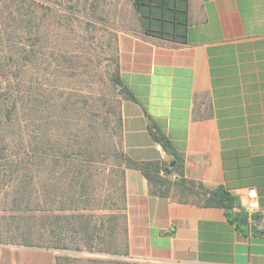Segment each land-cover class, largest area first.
Instances as JSON below:
<instances>
[{"label": "trees", "instance_id": "16d2710c", "mask_svg": "<svg viewBox=\"0 0 264 264\" xmlns=\"http://www.w3.org/2000/svg\"><path fill=\"white\" fill-rule=\"evenodd\" d=\"M107 6L0 0V244L55 250L56 264H146L128 257L125 169L140 171L152 196L223 209L238 232L264 236L224 187L184 178L155 124L148 132L172 164L124 153L121 103L135 98Z\"/></svg>", "mask_w": 264, "mask_h": 264}, {"label": "crops", "instance_id": "0c3cea01", "mask_svg": "<svg viewBox=\"0 0 264 264\" xmlns=\"http://www.w3.org/2000/svg\"><path fill=\"white\" fill-rule=\"evenodd\" d=\"M127 3L134 18L117 32V55L135 100L121 103L124 153L172 164L152 140L151 122L182 159L184 178L224 187L243 209L254 188L263 215L264 0ZM124 183L130 259L264 264V236L238 232L223 209L152 196L135 169H125ZM249 224L261 229L264 219ZM56 254L0 244V264H56Z\"/></svg>", "mask_w": 264, "mask_h": 264}, {"label": "rangeland", "instance_id": "374dc122", "mask_svg": "<svg viewBox=\"0 0 264 264\" xmlns=\"http://www.w3.org/2000/svg\"><path fill=\"white\" fill-rule=\"evenodd\" d=\"M107 7H110V9L116 10V17L112 18L108 25H105V27H112L116 29H120L122 27H126L128 22L131 21L132 13L129 9L127 0H107ZM1 194V192H0ZM1 209V206H0ZM1 213V210H0ZM1 215V214H0ZM89 256H97L95 254H89ZM146 264H156V263H148L144 262Z\"/></svg>", "mask_w": 264, "mask_h": 264}, {"label": "built area", "instance_id": "2783aa9c", "mask_svg": "<svg viewBox=\"0 0 264 264\" xmlns=\"http://www.w3.org/2000/svg\"><path fill=\"white\" fill-rule=\"evenodd\" d=\"M245 211L248 214L249 220H251V217L258 214L259 205H258V196L257 192L254 188H248L245 192Z\"/></svg>", "mask_w": 264, "mask_h": 264}]
</instances>
